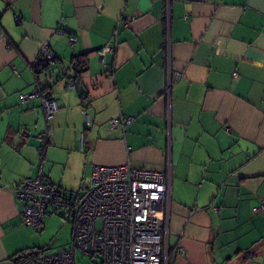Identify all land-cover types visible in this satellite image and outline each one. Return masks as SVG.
<instances>
[{
	"label": "crops",
	"instance_id": "1",
	"mask_svg": "<svg viewBox=\"0 0 264 264\" xmlns=\"http://www.w3.org/2000/svg\"><path fill=\"white\" fill-rule=\"evenodd\" d=\"M1 35L0 264L42 247L44 221L22 222L15 188L36 174L44 130L43 175L64 190H82L95 165L170 160L169 264H264V212H252L264 199V0H0ZM43 45L55 59L37 73ZM81 54L79 94L67 79ZM168 70L181 73L169 100ZM42 89L50 119L39 97H19ZM120 114L134 121L107 125Z\"/></svg>",
	"mask_w": 264,
	"mask_h": 264
},
{
	"label": "built area",
	"instance_id": "2",
	"mask_svg": "<svg viewBox=\"0 0 264 264\" xmlns=\"http://www.w3.org/2000/svg\"><path fill=\"white\" fill-rule=\"evenodd\" d=\"M133 16H123L118 24L126 26ZM117 31L114 32V37ZM3 36H0L2 40ZM70 42L76 40L69 37ZM114 42H107L96 52L104 55L113 51ZM55 59L46 45L41 46L38 62ZM68 69H64L66 74ZM180 72L168 70L165 94L169 100L173 79ZM67 86L75 87L73 77ZM22 101L39 97L47 119L53 117L58 106L47 91L34 90L19 93ZM134 121L132 115L120 114L108 120L107 125L125 128ZM85 124H89L88 114ZM36 138L38 163L36 174L15 188L22 202V222L34 229L42 226L46 215L59 209L72 214L70 244L58 253H38L22 264H76V252L98 259L97 264H169L168 248L163 239L162 226L167 224L170 200V160L163 170L137 168L131 164L92 168L88 184L76 195L68 192L43 175V165L50 141L49 130L40 131ZM82 148V147H81ZM253 213L264 212V199L252 207ZM176 252L183 254L181 247Z\"/></svg>",
	"mask_w": 264,
	"mask_h": 264
},
{
	"label": "rangeland",
	"instance_id": "3",
	"mask_svg": "<svg viewBox=\"0 0 264 264\" xmlns=\"http://www.w3.org/2000/svg\"><path fill=\"white\" fill-rule=\"evenodd\" d=\"M76 195L81 191L78 186L66 190ZM71 220L72 214L65 209L53 211L51 214L45 216L44 227L39 228L37 231L42 241L40 247L44 253H58L66 249L70 244L71 238ZM98 259L92 258L83 254L81 251L76 252V264H97Z\"/></svg>",
	"mask_w": 264,
	"mask_h": 264
},
{
	"label": "trees",
	"instance_id": "4",
	"mask_svg": "<svg viewBox=\"0 0 264 264\" xmlns=\"http://www.w3.org/2000/svg\"><path fill=\"white\" fill-rule=\"evenodd\" d=\"M49 66V63H42L38 62L36 72L43 71V69L47 68ZM86 61L84 55H75L70 64V70L73 72V78L74 80L80 79V73L85 69ZM45 91L44 89H42ZM52 213V212H51ZM43 225V224H42ZM43 250L41 248H32L31 250H28L27 252H17L12 259L15 261L16 264H22L24 263L29 257L42 253ZM170 254V251L168 252ZM168 263H169V257H168Z\"/></svg>",
	"mask_w": 264,
	"mask_h": 264
},
{
	"label": "water",
	"instance_id": "5",
	"mask_svg": "<svg viewBox=\"0 0 264 264\" xmlns=\"http://www.w3.org/2000/svg\"><path fill=\"white\" fill-rule=\"evenodd\" d=\"M75 87H76L77 92H78L79 94H82V93L85 92V88H84V86H83V84L81 83V80H80L79 78L75 80Z\"/></svg>",
	"mask_w": 264,
	"mask_h": 264
}]
</instances>
